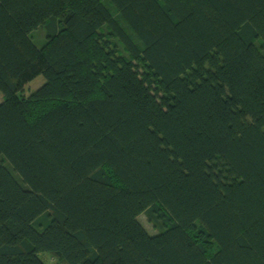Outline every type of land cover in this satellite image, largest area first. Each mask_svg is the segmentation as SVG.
Returning a JSON list of instances; mask_svg holds the SVG:
<instances>
[{
	"label": "trees",
	"instance_id": "1",
	"mask_svg": "<svg viewBox=\"0 0 264 264\" xmlns=\"http://www.w3.org/2000/svg\"><path fill=\"white\" fill-rule=\"evenodd\" d=\"M261 58L264 0H0V264H264Z\"/></svg>",
	"mask_w": 264,
	"mask_h": 264
},
{
	"label": "rangeland",
	"instance_id": "2",
	"mask_svg": "<svg viewBox=\"0 0 264 264\" xmlns=\"http://www.w3.org/2000/svg\"><path fill=\"white\" fill-rule=\"evenodd\" d=\"M39 45H41L42 42H37ZM252 49L254 50V52H258L256 49V46H252ZM262 62L264 64V59H262ZM46 81L44 75H39L37 76L35 79H33L32 81H30L27 86L25 87V91L26 94H30L31 92H34L37 88H39L41 85L44 84V82ZM2 95L0 94V100ZM140 219L143 222V224L149 229V231H151V229H153L151 222L148 220V218L146 217V214H141L140 215ZM42 258L44 259V261L46 262V264H65L64 262L58 261L56 258H54L53 256H51L48 253H41Z\"/></svg>",
	"mask_w": 264,
	"mask_h": 264
}]
</instances>
